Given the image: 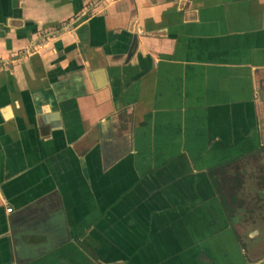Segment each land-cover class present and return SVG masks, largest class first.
Wrapping results in <instances>:
<instances>
[{
	"label": "crops",
	"instance_id": "1",
	"mask_svg": "<svg viewBox=\"0 0 264 264\" xmlns=\"http://www.w3.org/2000/svg\"><path fill=\"white\" fill-rule=\"evenodd\" d=\"M0 264H264V0H0Z\"/></svg>",
	"mask_w": 264,
	"mask_h": 264
},
{
	"label": "built area",
	"instance_id": "2",
	"mask_svg": "<svg viewBox=\"0 0 264 264\" xmlns=\"http://www.w3.org/2000/svg\"><path fill=\"white\" fill-rule=\"evenodd\" d=\"M11 210V208H7V211L9 212Z\"/></svg>",
	"mask_w": 264,
	"mask_h": 264
}]
</instances>
